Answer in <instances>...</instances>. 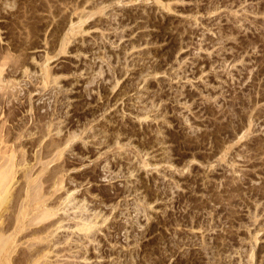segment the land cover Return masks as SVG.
I'll use <instances>...</instances> for the list:
<instances>
[{
    "label": "rangeland",
    "instance_id": "1",
    "mask_svg": "<svg viewBox=\"0 0 264 264\" xmlns=\"http://www.w3.org/2000/svg\"><path fill=\"white\" fill-rule=\"evenodd\" d=\"M0 54L11 193L46 179L73 239L48 263L264 264V0H0Z\"/></svg>",
    "mask_w": 264,
    "mask_h": 264
},
{
    "label": "bare ground",
    "instance_id": "2",
    "mask_svg": "<svg viewBox=\"0 0 264 264\" xmlns=\"http://www.w3.org/2000/svg\"><path fill=\"white\" fill-rule=\"evenodd\" d=\"M79 22H82L81 19H79ZM72 26L73 23L71 22V28H70L71 30H73L74 28ZM6 64H7V56L5 54L4 55L0 54V105L3 99V95H6L5 94L6 90L11 86L10 82H12L11 80L4 77L5 71L7 70ZM30 135L32 134L30 133ZM19 137H21V134L12 131L10 128H4L3 125L0 126V264H9L11 260L14 258L13 254L21 249L19 248L20 245H23L21 247L25 249V251L23 250L24 253L20 251L22 252V254L20 253V255H17L18 257L23 255L21 257L22 261L28 264H44V263L51 264L52 256L56 255V254L51 255L52 253H55V251L57 250V248L55 250V246L57 247V245L60 244L61 242L64 243H67V241L70 242L73 239H70V236H65L64 240L61 241H59V239H55V237L52 238V236L55 234L54 232L59 231L61 228L65 226L63 224V221L66 220L67 217L65 216L63 217L59 213L60 216L54 220V218H56L55 215L58 214V211H60L62 207L58 208L60 205L53 206L52 205L53 203L51 204V201H49L50 203L48 202V197H46L45 192L44 193L41 192L42 183L46 182L47 181L46 179L41 180L40 176L31 178L32 175L28 176L25 173L23 177L25 179L21 181L19 186L16 188L15 192L11 193L12 187L15 183L14 179L17 172L16 171L17 163L15 161V156L17 151L16 141L19 139ZM10 143L14 144V147H12L13 145L11 146ZM30 143L32 145L36 144L34 142H30ZM68 143H71V137L66 140H52V141L50 140V142L45 143L43 145L42 147L43 151L41 157L42 158L48 156L49 157L52 156V158L53 156L59 157V154L68 145ZM15 181L17 182L18 180ZM65 195L66 196H64L65 197L64 201L68 199L67 201L68 204V202L73 200V198H71L72 197L71 192L68 190ZM69 208H76V206L73 204V206ZM63 212H64V207H63ZM68 219L71 220L73 219V217L70 218L69 216ZM50 227L53 230L49 231L48 229ZM95 227H96L95 222H92L90 220L89 221L81 220L79 222L77 221L75 223V231H72V233L76 232L81 235L80 236L81 238L86 237V239H89L92 237V231ZM77 240H79V238ZM26 248H28L27 252H26ZM59 251L60 250H57L56 253ZM21 259L20 258L19 260L16 259V261L19 262Z\"/></svg>",
    "mask_w": 264,
    "mask_h": 264
}]
</instances>
